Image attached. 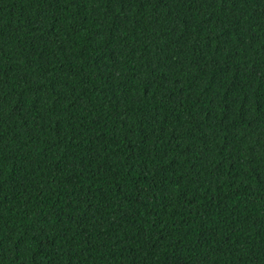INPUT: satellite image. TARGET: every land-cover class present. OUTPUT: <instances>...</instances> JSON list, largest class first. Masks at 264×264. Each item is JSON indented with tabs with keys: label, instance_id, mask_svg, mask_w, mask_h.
<instances>
[{
	"label": "trees",
	"instance_id": "1",
	"mask_svg": "<svg viewBox=\"0 0 264 264\" xmlns=\"http://www.w3.org/2000/svg\"><path fill=\"white\" fill-rule=\"evenodd\" d=\"M0 264H264V0H0Z\"/></svg>",
	"mask_w": 264,
	"mask_h": 264
}]
</instances>
